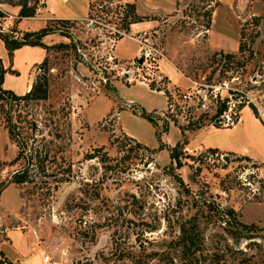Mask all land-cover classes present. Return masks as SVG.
<instances>
[{"label": "rangeland", "instance_id": "obj_1", "mask_svg": "<svg viewBox=\"0 0 264 264\" xmlns=\"http://www.w3.org/2000/svg\"><path fill=\"white\" fill-rule=\"evenodd\" d=\"M87 1V15L67 24L49 14L83 16L81 0H50L35 19L21 20L15 7L0 4L6 15L0 33L10 40L49 24L56 29L42 39L47 51L20 50L15 58L16 50L10 57L0 39L3 89L22 93L38 78L47 81L43 101L0 102V264H187L173 255L172 261H130L123 252L139 255L142 244L167 253L179 221L193 215L203 234L204 261L196 262L264 264V0ZM125 4L145 19L127 33ZM205 8L213 10L208 31ZM254 18L260 19L254 59L242 79L220 76L208 58L237 54L240 33L253 32ZM58 44L67 48H53ZM226 98L227 111L215 116ZM7 116L16 131L34 123L35 132L20 137H30V146L48 142L73 164L74 179L59 183L60 174L49 170L47 184L39 177L36 185L9 183L19 165L9 166L18 150ZM139 142L151 152L137 150ZM177 144L179 165L170 157ZM100 147L112 165L121 162L118 168L84 161ZM228 208L255 228L231 238L219 220L220 209Z\"/></svg>", "mask_w": 264, "mask_h": 264}, {"label": "trees", "instance_id": "obj_2", "mask_svg": "<svg viewBox=\"0 0 264 264\" xmlns=\"http://www.w3.org/2000/svg\"><path fill=\"white\" fill-rule=\"evenodd\" d=\"M0 4H7L11 7L19 8L18 12V20L21 19H30L34 18L38 11L45 7V2L41 0H0ZM89 7V6H88ZM212 8V7H211ZM209 8H205V11L201 13L202 22L204 24V31H208L210 28L211 23V15L213 10ZM121 14V22L123 29L125 33L129 32V27L131 25H135L138 23L143 22L145 20L142 17H139L136 14L135 6L133 4H125L124 8H122ZM6 15L0 10V19L5 18ZM56 23H68L69 20H51ZM260 22L259 18H254L252 21L253 26V32H251L249 35L246 34L245 30H242L240 33V41L238 45L237 54H231V53H213L208 58V67H214L213 71L215 72L218 67H220V76H225L226 73L231 72V76L234 75H240V79H242V75L244 72V69L249 65V63L254 59L255 50L254 45L256 44L259 34L256 30V27H258ZM54 27V26H53ZM56 29L52 28V25L49 24L46 27L36 31V32H26L22 34V37L20 40H10L7 37L3 36L0 33V39L2 40L5 49L8 53V55L11 57L12 53L24 46L29 47H40L43 50L47 51L49 48L46 46L42 39L47 36L49 33L54 32ZM53 48L62 49L67 48V45L64 44H58L55 45ZM6 70L4 69L1 60H0V102H3L5 100H12V101H43L47 98V81L45 78H38L36 79L29 91L21 96L15 95L10 90L3 89L4 84V78L6 74ZM186 77H188L186 75ZM232 78V77H228ZM151 87V88H150ZM153 86L150 84L149 88H152ZM166 96V102L167 106H170L169 103L171 100L170 94L164 93ZM179 98H182V96H179ZM232 98L235 100L237 98L236 93H232ZM227 98L224 99L223 102H219V107L217 108L215 116L219 117L222 116L227 111ZM241 105V104H240ZM249 107L251 108L253 114L256 116V110L255 108L249 103ZM169 110V108H168ZM142 118L147 120L150 123H153V121L150 118H147L145 115H142ZM6 129L8 132L9 138L14 142L17 146V155L15 159L9 163L10 165H19V168L13 171L11 175H9V183L15 184V185H22V184H33L36 185V178L39 177L42 178L41 184H47L46 179L51 176L52 173H55V175L58 173L60 174V178L57 179V182L59 183H68L71 180L74 179V169L73 164L70 162H67L63 157H57L56 153L48 147V142L46 144H43L41 146L39 145H29L28 141L30 137H20V136H26L23 135L26 131L29 132H35L36 126L32 122H28L25 129L21 128L20 131H16L17 127L11 124L10 117H6ZM196 125V123H195ZM200 129V126H195L191 130H198ZM22 138V139H21ZM118 142V139H115ZM116 146H118V143H116ZM123 145L120 143V147L122 148ZM180 147V145H176L174 148L171 149L170 157L172 161H175L177 165H179V158L178 154L176 153L177 149ZM135 148L137 150H144L146 152H151L147 147L140 143H135ZM211 152L216 153V149H210ZM122 158V157H120ZM246 158V157H245ZM129 157H124V161L128 160ZM60 160L61 164H58ZM84 161H97L102 169H105L106 171L113 170L114 167H119L120 163L117 159L115 160V165H112V162L114 161L111 159L107 152L104 150L103 147L94 149L91 151V153H88L84 157ZM123 161V160H121ZM21 162V164H19ZM53 164L55 165V168H53ZM53 165V166H51ZM122 167V166H120ZM49 170H52V173H49ZM116 171V170H115ZM181 183V180L178 179ZM182 184V183H181ZM132 202L130 204L137 205V201L133 195ZM94 198H99V192L97 191L94 194ZM134 209V207H131ZM221 217H219V220H223V223L228 226L227 233L231 238H238L240 236H244L245 234L250 233L255 226L254 225H246L241 223L238 218L236 212L232 208L228 209H220ZM150 229L157 230V225L154 223L150 226ZM178 235L175 236L168 245H164L165 248L168 249V252H162L158 253L155 251H152V249H148L146 251V248L143 247L142 244H140V254L136 255L134 252H128V248H125L124 250H127L126 252H123V255L130 259V261H143L146 257L150 258V260H154L153 257L159 258L162 261H168L165 260V258H170L172 261L173 255L176 259L179 261H187V264H199L196 261H204L201 259L203 254V234L201 232L200 228V222L197 219L195 215L189 217V218H182L178 225ZM143 233H137V237H135V241L139 239V237H142ZM166 256V257H165ZM215 257H217L215 255ZM214 260V259H213ZM219 259L215 261H219ZM194 261V262H192Z\"/></svg>", "mask_w": 264, "mask_h": 264}, {"label": "crops", "instance_id": "obj_3", "mask_svg": "<svg viewBox=\"0 0 264 264\" xmlns=\"http://www.w3.org/2000/svg\"><path fill=\"white\" fill-rule=\"evenodd\" d=\"M82 2H83V4L85 5V6H87V9H85L84 11H85V14L83 15V16H72L71 14H57V13H55V12H51V14H49L50 15V17H52V19H55V20H80V19H83L86 15H87V13H88V10H89V2L87 1V0H81ZM5 5H7V4H5ZM46 5H50V0H46V2H45V6ZM9 6V5H8ZM10 7V6H9ZM15 9H17L18 11H19V8H16L15 7ZM42 9H44V8H42ZM39 11H41V10H39ZM38 11V12H39ZM35 19V18H34ZM136 25V24H135ZM20 50H29V51H36V52H38V51H40V52H45L42 48H40V47H29V46H24V47H22V48H20V49H18V50H16L15 52H14V56H13V58H15V55H16V53L17 52H19ZM45 54V53H44ZM46 55V54H45ZM45 55H44V57H45ZM44 59V58H43ZM42 59V60H43ZM41 60V61H42ZM40 61V62H41ZM40 62H38V64L40 63ZM4 81H5V78H4ZM31 86H32V82L26 87V89L22 92V93H15V92H13L15 95H17V96H21V95H24V94H26L28 91H29V89L31 88ZM3 87H4V84H3ZM140 143V142H139ZM142 144V143H141ZM207 148H212V147H207ZM196 149V148H195ZM215 149H217V148H215Z\"/></svg>", "mask_w": 264, "mask_h": 264}, {"label": "built area", "instance_id": "obj_4", "mask_svg": "<svg viewBox=\"0 0 264 264\" xmlns=\"http://www.w3.org/2000/svg\"><path fill=\"white\" fill-rule=\"evenodd\" d=\"M182 97H183L184 99H186L185 95L182 96ZM183 151H184L185 155L189 154V150H188V149H184ZM3 264H7V263H3Z\"/></svg>", "mask_w": 264, "mask_h": 264}, {"label": "water", "instance_id": "obj_5", "mask_svg": "<svg viewBox=\"0 0 264 264\" xmlns=\"http://www.w3.org/2000/svg\"><path fill=\"white\" fill-rule=\"evenodd\" d=\"M142 61H138V63L140 64Z\"/></svg>", "mask_w": 264, "mask_h": 264}]
</instances>
